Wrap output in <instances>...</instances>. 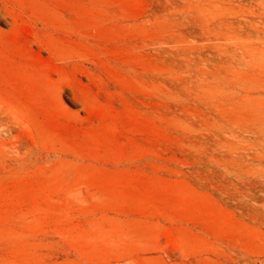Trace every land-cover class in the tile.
Wrapping results in <instances>:
<instances>
[{"label":"rangeland","instance_id":"1","mask_svg":"<svg viewBox=\"0 0 264 264\" xmlns=\"http://www.w3.org/2000/svg\"><path fill=\"white\" fill-rule=\"evenodd\" d=\"M0 264H264V0H0Z\"/></svg>","mask_w":264,"mask_h":264}]
</instances>
